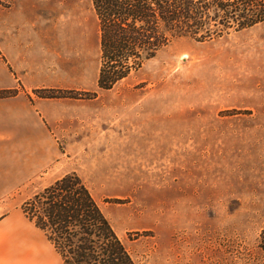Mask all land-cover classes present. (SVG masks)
I'll return each mask as SVG.
<instances>
[{
  "label": "rangeland",
  "instance_id": "1",
  "mask_svg": "<svg viewBox=\"0 0 264 264\" xmlns=\"http://www.w3.org/2000/svg\"><path fill=\"white\" fill-rule=\"evenodd\" d=\"M0 64L16 86L0 96L46 100L62 152L0 189L1 220L16 210L7 220L30 238L20 204L73 172L137 264H260L264 23L177 38L104 89L91 0H0Z\"/></svg>",
  "mask_w": 264,
  "mask_h": 264
},
{
  "label": "trees",
  "instance_id": "2",
  "mask_svg": "<svg viewBox=\"0 0 264 264\" xmlns=\"http://www.w3.org/2000/svg\"><path fill=\"white\" fill-rule=\"evenodd\" d=\"M91 1L102 59L98 84L104 89L128 78L131 70L177 38L206 41L264 23V0ZM20 206L62 264H137L90 189L73 172ZM262 224L258 247L264 254V218Z\"/></svg>",
  "mask_w": 264,
  "mask_h": 264
},
{
  "label": "crops",
  "instance_id": "3",
  "mask_svg": "<svg viewBox=\"0 0 264 264\" xmlns=\"http://www.w3.org/2000/svg\"><path fill=\"white\" fill-rule=\"evenodd\" d=\"M20 38L15 41L19 50ZM1 44L6 50L7 39ZM13 83L0 64V91L16 88ZM49 113L48 103L41 98L20 93L0 96V189L8 183H13L10 186L16 189L31 177L47 173V168L60 159L62 152L52 133L55 122L49 120ZM8 192L3 191L0 197ZM15 211L9 210L0 219V264H62L52 246L50 256L47 254V240L32 223L30 238L21 232L27 225L21 228L9 223L7 219Z\"/></svg>",
  "mask_w": 264,
  "mask_h": 264
}]
</instances>
